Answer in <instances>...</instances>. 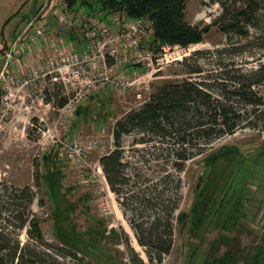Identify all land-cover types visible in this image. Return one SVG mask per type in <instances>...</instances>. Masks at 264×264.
Returning a JSON list of instances; mask_svg holds the SVG:
<instances>
[{
    "label": "rangeland",
    "instance_id": "1",
    "mask_svg": "<svg viewBox=\"0 0 264 264\" xmlns=\"http://www.w3.org/2000/svg\"><path fill=\"white\" fill-rule=\"evenodd\" d=\"M257 1L260 4L257 26L246 27L247 37L233 33L230 39L214 23L245 7L248 0H224L223 4L212 0H189L186 21L192 26L212 25L203 43L189 48L163 47L156 53L160 54V62L141 80V85L126 94L113 89L96 92L63 127L55 128L61 101L65 99L63 89L52 88L45 80L22 87L39 62L52 57L53 52L46 46H28L29 40L24 38L32 21L42 15L54 21L51 15L66 8V2L0 0V209L7 206L13 189L32 187L35 201L30 209L31 218L39 219L45 243L59 246L54 234V206L49 192L45 184L38 187L35 184L38 172L55 171L59 204L70 210V221L82 236L85 249V254L79 253L81 262L72 258L59 259L70 264L125 263L128 255L124 240L127 236L149 264L126 217L132 219V209L139 206L132 200L124 207L120 205L118 196L107 183L100 159L115 149V123L127 113L142 108L166 83L217 75L224 70L217 65L220 60L224 63L235 61L239 65L228 70L254 69L264 63V0ZM79 14L84 15L83 11ZM92 17L101 20L99 12ZM109 18L111 16L107 20ZM7 21L3 38L1 31ZM31 33L29 30L27 35ZM72 33V40L80 34L78 31ZM54 37L65 39L57 31ZM242 46L244 52L237 54L235 49ZM25 48H29L26 53ZM224 48L229 49L227 53H216ZM198 51L213 54L185 62ZM196 62L203 65L202 77L187 74V68ZM130 67L134 69L135 66ZM129 76L134 79L131 71ZM12 81L16 83L13 96L5 98L7 95L2 87ZM256 90L264 99V84ZM261 126L257 129L244 127L213 142L203 155L187 161L180 173L173 159L153 160V151H144L143 145H136L135 141L141 135L125 137L129 171L150 179V184L157 183L167 173L180 175L182 199L177 215L181 212L194 214L189 217L186 228L175 223L173 249L162 264H210L215 257L225 260L223 257L230 252L236 256L234 264H250L258 252L264 253V131ZM225 153L227 157L222 156ZM211 155H217L218 160L209 165ZM165 185L172 189L176 182L167 181ZM0 223L9 224L1 220ZM191 226L192 231L189 230ZM6 234V240L12 245L19 240L21 246L30 244L38 251L47 250L44 244L29 235V224L19 232L9 226ZM92 249L101 251V255L92 256Z\"/></svg>",
    "mask_w": 264,
    "mask_h": 264
},
{
    "label": "trees",
    "instance_id": "2",
    "mask_svg": "<svg viewBox=\"0 0 264 264\" xmlns=\"http://www.w3.org/2000/svg\"><path fill=\"white\" fill-rule=\"evenodd\" d=\"M212 1L223 4L224 0ZM65 2L67 9L72 13L80 15L79 13L83 11L84 15L94 16L99 12L101 20L108 24H113V21L107 18L120 12L131 19H147L152 27L144 44L155 54L166 46L189 48L201 44L212 28V25L192 26L186 21L189 0H65ZM259 9L260 4L257 0H248L245 7L228 13V17H224L226 19L216 21L214 24L219 25V29L229 38L233 33L247 37L249 32L246 27H256L259 23ZM52 23L55 24L49 21V30ZM72 36L71 32L68 38L71 39ZM242 48L243 46L235 49L236 53L244 52ZM228 50L224 48L216 53L221 55ZM209 54L213 53L198 51L191 58L185 59V62ZM217 65L223 67V72L201 80L184 79L181 82L166 83L151 95L142 108L131 111L118 120L113 128L115 149L100 159L107 183L118 196L120 205L124 207L127 201L132 200L139 206L132 209V219L125 211L124 214L139 246L145 250L149 264L163 263L164 258L173 249L175 223L182 229L186 228L189 217L194 214L187 215L181 212L177 215L182 199L180 175L167 173L157 183L150 184V179L140 177L138 174L133 175L129 171L130 162L126 159L124 149L125 137L141 135L142 137L135 141L136 145H143L144 151L148 149L149 152L153 151L151 153L153 160L173 159L177 165V172L180 173L187 161L203 155L207 146L213 142L244 127L257 129L262 124L260 129L264 131V99L256 90L264 84V63L257 68L245 70L241 68L228 70L230 67L239 66L235 61L224 63L220 60ZM202 66L199 62L190 65L187 74L202 77L204 73ZM65 103L66 100L63 99L61 107ZM222 156L228 155L225 153ZM216 160L218 156H212L208 164L212 165ZM55 175V171L48 169L38 172L35 184L37 187L45 184L49 192L54 206V234L59 246L46 244L39 219L31 218L30 209L35 201L33 188L29 186L23 189L15 188L12 190L10 200L6 202L7 206L3 205L0 209V220L9 222L7 225L0 223V264H70L59 257L83 261L79 253L85 254L84 241L70 221V210L63 208L62 203L59 204L60 197L54 182L58 176ZM167 181L176 182V185L172 189H167L165 185ZM5 192H8V189H5ZM68 192H71V189H68ZM60 196L65 197L64 194ZM135 218L141 221L137 222ZM28 224L29 235L44 244L47 250L38 251L30 244L21 246L19 240L12 245L6 240V230L9 226H14L15 232H19ZM189 230H193L192 226ZM112 233L118 236L116 231L112 230ZM124 244L128 257L125 263L121 261L120 264H148L134 249L127 236ZM100 255L101 251L94 252L92 249V256ZM225 256L223 257L225 260L215 257L210 264H234L236 256L233 253ZM250 264H264V253L258 252Z\"/></svg>",
    "mask_w": 264,
    "mask_h": 264
},
{
    "label": "built area",
    "instance_id": "3",
    "mask_svg": "<svg viewBox=\"0 0 264 264\" xmlns=\"http://www.w3.org/2000/svg\"><path fill=\"white\" fill-rule=\"evenodd\" d=\"M51 16L58 35L65 39L51 37L47 16L31 22L24 38L29 40L28 46H46L53 56L41 60L22 87L45 80L52 88L63 89L66 103L59 109L55 128L63 127L96 92L107 89L121 94L130 92L160 62V54L144 44L152 27L147 19H131L120 12L111 17L113 24H108L92 16L72 13L67 7ZM29 30L32 33L27 35ZM73 31L80 32L77 39L85 43V49L76 50L68 39ZM130 65L135 66L131 71L134 79L129 76ZM15 85L12 81L2 87L5 98L13 96Z\"/></svg>",
    "mask_w": 264,
    "mask_h": 264
},
{
    "label": "crops",
    "instance_id": "4",
    "mask_svg": "<svg viewBox=\"0 0 264 264\" xmlns=\"http://www.w3.org/2000/svg\"><path fill=\"white\" fill-rule=\"evenodd\" d=\"M50 25H51L50 26V30H51L50 31V34H51V37L53 38L54 35H55V32H56V27H55V24H53V23L50 24ZM68 39L74 43V46H75V49L76 50H83V49H85V47H86L85 43L81 42L79 39H77V38H73V40L70 39V38H68ZM48 50L50 51L49 48H48ZM129 70L130 71H133V68H130Z\"/></svg>",
    "mask_w": 264,
    "mask_h": 264
},
{
    "label": "water",
    "instance_id": "5",
    "mask_svg": "<svg viewBox=\"0 0 264 264\" xmlns=\"http://www.w3.org/2000/svg\"><path fill=\"white\" fill-rule=\"evenodd\" d=\"M9 23V21H7V23L4 24L3 28H2V31H1V34H2V37L4 38V29L5 27L7 26V24ZM6 43V42H5ZM5 49H6V46H5ZM4 49V50H5Z\"/></svg>",
    "mask_w": 264,
    "mask_h": 264
}]
</instances>
